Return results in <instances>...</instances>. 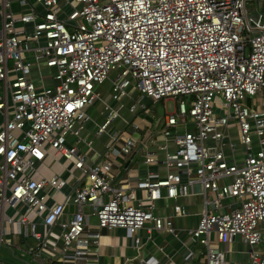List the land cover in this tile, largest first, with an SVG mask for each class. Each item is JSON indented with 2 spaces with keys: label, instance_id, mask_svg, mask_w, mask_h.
<instances>
[{
  "label": "built area",
  "instance_id": "built-area-1",
  "mask_svg": "<svg viewBox=\"0 0 264 264\" xmlns=\"http://www.w3.org/2000/svg\"><path fill=\"white\" fill-rule=\"evenodd\" d=\"M62 1L0 0V252L12 246L10 234H25L37 242L30 249L35 258L49 249L60 264H102L90 250L102 230L177 234L172 216L186 210L176 204L173 215H160L157 201L188 196L200 184L204 210L186 234L206 247L202 264H227L224 246L236 237L249 247V264H264V0H66L73 8L66 18ZM107 81L118 107H107L97 135L109 130L127 98L130 112L148 110L131 89L154 102L182 97L160 120L163 136L175 142L165 177L150 172L135 187L114 186V162L131 153L133 134L113 136L124 144L113 141L94 162L67 144L72 136L92 146V138L83 139L87 109ZM50 148L79 174H43L36 164ZM144 161L157 156L147 153ZM54 193L64 200L50 205ZM69 204L78 209L64 220ZM9 205H20L16 216L6 215ZM31 212L39 222L28 218Z\"/></svg>",
  "mask_w": 264,
  "mask_h": 264
},
{
  "label": "crops",
  "instance_id": "crops-1",
  "mask_svg": "<svg viewBox=\"0 0 264 264\" xmlns=\"http://www.w3.org/2000/svg\"><path fill=\"white\" fill-rule=\"evenodd\" d=\"M14 5L15 7L19 6L18 2ZM2 24V16L0 15V36L3 31ZM98 90L99 97L87 109L90 120L87 123V131L83 134V139L86 137L93 139L92 146L78 143L72 136L69 137L67 144L72 146L75 143L81 151L88 155L89 162H94L100 159L106 147L113 143V136L133 134L136 138V145L131 153L116 158L114 162L112 169V182L114 186L135 187L137 182L150 172H155L161 177H165L169 170L165 163L166 154L175 148V142L172 137L163 136V124H161L162 122H160L159 117L149 107H147L148 110L130 112L128 107L133 102L130 97L125 99L126 106L119 109V114L112 121L109 130L101 135H97L96 128L110 114V109L107 107L110 105L114 108L118 107L117 102L113 101L111 97L112 84L110 81L101 85ZM105 93L107 94L103 96ZM130 93L133 98H136V95H138L133 89L130 90ZM135 100L139 99L136 98ZM143 101L145 103L144 99ZM165 116L163 119H165ZM133 123L140 125L139 130L133 131ZM177 129L180 132L184 131L185 126L180 125ZM230 134L236 140L238 129L232 127ZM123 144L124 139L121 136L117 139L115 147L120 148ZM163 146L167 147L164 149ZM256 148H258L257 145ZM243 150L242 146H238L235 152L236 160L239 162L243 159ZM225 151L227 155L232 154L229 145L225 147ZM54 153L55 151H50V154L46 157V159L50 158L52 160L51 162L50 160L47 161L49 165L46 164V159L43 163L37 162L36 165H43L42 173H44L43 169L46 168L47 174L45 175H61L67 179L71 178L72 173L79 174V170L75 167L73 161H67L63 154H59L57 159H54L52 156ZM147 153L156 154L157 161L151 164L146 163L144 159ZM181 177L184 181L187 180L185 172H181ZM66 188L67 190L70 189L69 186H66L63 190L64 192H67L65 191ZM201 189L200 184H194L191 194L188 196L171 199L165 198L157 201L156 213L160 215H173V207L176 204L181 205L186 210V213L181 216H172L177 234L171 233L168 230L148 229V227H145L133 236L130 235L127 229L122 227L113 230L105 229L102 230L99 245L91 246V252H93V255H97L102 264H202L207 252L206 247L186 234V230L195 228L201 219L204 210V198L200 194ZM136 192L139 197L142 196L140 190ZM63 200L64 196L61 193H54L52 198L48 200V203L52 205L56 201ZM77 209L76 205L69 204L63 219H70L72 213L76 212ZM88 220L91 223L96 222V219L89 215ZM260 227L264 234V223ZM55 231L58 230L56 229ZM88 232V229H86L82 237L85 238ZM10 237L13 242L10 248L14 247L20 250L22 252L21 256L26 257V259H23L27 261V264H60V261L54 259L49 249L43 251L41 257L35 258L30 249L35 248L36 244H31L28 239L30 236L12 233ZM136 237H139V241H137ZM24 240L25 242H23ZM24 243L27 245L25 246L26 248L22 247ZM28 246L30 248L27 249ZM224 248L227 252V264H249V247L240 237H236L230 244L225 245ZM260 249L264 251V240L260 244ZM28 256L31 257V262Z\"/></svg>",
  "mask_w": 264,
  "mask_h": 264
},
{
  "label": "rangeland",
  "instance_id": "rangeland-1",
  "mask_svg": "<svg viewBox=\"0 0 264 264\" xmlns=\"http://www.w3.org/2000/svg\"><path fill=\"white\" fill-rule=\"evenodd\" d=\"M262 2H263V0H262ZM61 6H62V9H63V14H62L61 17L62 18H66L67 15L72 11L73 8H72L71 4L69 2H67L66 0L61 2ZM17 26H18V28H23V24H18ZM28 28H31V25H28ZM106 94L107 93H105L103 96H105ZM136 98L139 99V100L140 99L141 100L144 99L145 100V104L155 113L156 116L159 117L160 120H163L165 114L174 112L175 111V107H176V103L178 102V97L173 98V99H167V100L164 99V100H161V101H159L157 103H154V101L149 99V98H145L141 94L136 95ZM215 110H216L217 113H222L221 109H215ZM2 122H3V115L0 114V128H1V123ZM49 150L51 152L55 151L53 148H50ZM49 160H50V158L46 159V164L47 165H49L47 163V161H49ZM51 161L52 160H50V162ZM40 168L42 169L43 165H41ZM43 170H44L43 174H47L46 168L43 169ZM65 191H68L67 188L65 189ZM19 206L20 205H18L16 207H12L11 205L7 206L6 207V215L7 216H16ZM28 218L30 220H32V221H35V222H39L40 221V218L37 215H35L34 212H31L28 215ZM9 231H11L10 228H9ZM42 232L45 235V233H46L45 227L42 228ZM262 235H263V240H264L263 232H262ZM17 237H16V239H17ZM28 239L30 240L31 244H34V245L36 244V240H34L32 237H28ZM25 246H27L26 243L22 244L23 248H26ZM12 249L10 247H7L6 244H3V247H2L1 252H0V259L3 262L8 263V264H16V263H14L13 257L11 255V253L13 252ZM15 250H17V252H16L17 254H21L20 250H18L17 248H15Z\"/></svg>",
  "mask_w": 264,
  "mask_h": 264
},
{
  "label": "trees",
  "instance_id": "trees-1",
  "mask_svg": "<svg viewBox=\"0 0 264 264\" xmlns=\"http://www.w3.org/2000/svg\"><path fill=\"white\" fill-rule=\"evenodd\" d=\"M182 97H178V101L181 99ZM26 239V238H25ZM23 242H25V240L23 241ZM28 248H30V246H28L27 247V249ZM12 249V248H11ZM12 253H11V255H12V257H13V261H14V263H16V264H27V261L26 260H24L23 258H25L26 259V257H23V256H21V254H22V252H21V254H17L16 252H17V250H15V248L13 247V249H12ZM29 257V261L31 260V257L30 256H28ZM31 262V261H30Z\"/></svg>",
  "mask_w": 264,
  "mask_h": 264
}]
</instances>
